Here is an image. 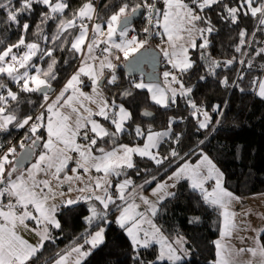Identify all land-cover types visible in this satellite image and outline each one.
<instances>
[{
    "label": "snow or ice",
    "instance_id": "snow-or-ice-1",
    "mask_svg": "<svg viewBox=\"0 0 264 264\" xmlns=\"http://www.w3.org/2000/svg\"><path fill=\"white\" fill-rule=\"evenodd\" d=\"M0 33V264H35L80 206L84 230L54 264H85L113 223L131 264H185L197 242L164 223L181 197L216 214L209 264H264V226L238 219L264 214L235 210L212 155L229 102L197 98L211 82L264 101V0H0ZM157 37L165 69L145 80Z\"/></svg>",
    "mask_w": 264,
    "mask_h": 264
},
{
    "label": "trees",
    "instance_id": "trees-1",
    "mask_svg": "<svg viewBox=\"0 0 264 264\" xmlns=\"http://www.w3.org/2000/svg\"><path fill=\"white\" fill-rule=\"evenodd\" d=\"M213 19H216L214 13ZM134 26L140 29L143 26L142 19ZM12 39L16 37L13 36ZM157 41L158 37L151 43L155 44ZM221 52L220 43L217 41L213 55L219 57ZM164 69L165 66L160 65V72ZM71 71L72 68H67L62 72V76L68 75ZM119 72L122 78L126 75L123 67ZM202 72L201 69V72L193 74V83ZM144 95L146 96L147 93ZM197 98H206L208 103H223L225 100L229 102V111L211 141L213 146H223L218 153L213 148L212 155L226 175L227 186L241 198L264 193V101L250 92L242 95L238 91L225 92L223 89H216L211 82L199 88ZM180 107L182 110L183 103ZM180 127L184 128V125ZM13 136L19 137L16 133H13ZM125 142H128L127 138ZM86 214V206H80L75 212L61 216L62 232L54 233L55 243H46L35 264H54L55 259L58 258L57 253L67 251L84 230L82 215ZM192 215L201 216V222L190 225L188 219ZM215 221V213L203 208L194 212L184 197L169 206L168 215L164 220L165 226L173 233L181 232L197 242L196 248L185 264H209V261L215 258V249L211 243L219 236ZM130 253L127 237L113 223L106 232L105 244L96 249L85 264H131Z\"/></svg>",
    "mask_w": 264,
    "mask_h": 264
},
{
    "label": "crops",
    "instance_id": "crops-1",
    "mask_svg": "<svg viewBox=\"0 0 264 264\" xmlns=\"http://www.w3.org/2000/svg\"><path fill=\"white\" fill-rule=\"evenodd\" d=\"M160 43V40L158 38L157 43ZM162 57L160 56V61H161ZM161 66H164L163 63H160ZM140 76H136V78H139ZM18 151V149H17ZM243 200V204H236L235 205V210L237 212H242L243 209H251L253 210L254 213H261L264 214V193L262 194H258V195H253V196H249L246 198H242ZM239 220L247 223V222H251V226L253 228L255 227H261L264 226V220L260 219L259 216L253 214L249 217H244L243 215H241L240 217H238ZM21 234L24 236L25 239H28L31 243H37V237L29 232V231H25V230H21ZM240 236H245L249 238V243H251V237L253 236V233L251 231H246V232H239L236 234L235 238H232L229 242L230 244L235 247V248H239L241 246H245L242 245L240 243L239 237ZM248 257L244 256L241 259L242 260H246Z\"/></svg>",
    "mask_w": 264,
    "mask_h": 264
},
{
    "label": "water",
    "instance_id": "water-1",
    "mask_svg": "<svg viewBox=\"0 0 264 264\" xmlns=\"http://www.w3.org/2000/svg\"><path fill=\"white\" fill-rule=\"evenodd\" d=\"M140 19L135 20L134 24L136 22H138ZM151 48H152L153 52L155 53V65L154 66L149 65L146 59L141 60V62H140V68L143 69L145 80H147L149 73H153V74H155V76H159V73H160V55H159V52L156 49H154L153 47H151ZM123 69H124V72L127 74L128 69L126 67H123ZM132 75L135 77L140 76V71L136 70L132 73ZM19 151H21V150H19Z\"/></svg>",
    "mask_w": 264,
    "mask_h": 264
},
{
    "label": "rangeland",
    "instance_id": "rangeland-1",
    "mask_svg": "<svg viewBox=\"0 0 264 264\" xmlns=\"http://www.w3.org/2000/svg\"><path fill=\"white\" fill-rule=\"evenodd\" d=\"M159 44H160V43H158V44H153V43H151V47H153L154 49H156V50L158 51L157 45H159ZM158 52H159V51H158ZM121 67H124V66L122 65ZM161 73H162V72L159 73V76H160Z\"/></svg>",
    "mask_w": 264,
    "mask_h": 264
},
{
    "label": "built area",
    "instance_id": "built-area-1",
    "mask_svg": "<svg viewBox=\"0 0 264 264\" xmlns=\"http://www.w3.org/2000/svg\"><path fill=\"white\" fill-rule=\"evenodd\" d=\"M15 139H16V141H18L19 140V137L18 138L15 137ZM17 149H18V151L20 150L19 147H18V145H17Z\"/></svg>",
    "mask_w": 264,
    "mask_h": 264
},
{
    "label": "flooded vegetation",
    "instance_id": "flooded-vegetation-1",
    "mask_svg": "<svg viewBox=\"0 0 264 264\" xmlns=\"http://www.w3.org/2000/svg\"><path fill=\"white\" fill-rule=\"evenodd\" d=\"M142 19V18H141Z\"/></svg>",
    "mask_w": 264,
    "mask_h": 264
}]
</instances>
